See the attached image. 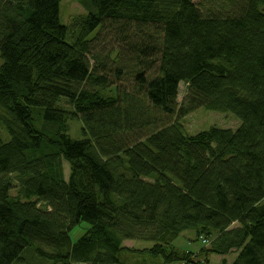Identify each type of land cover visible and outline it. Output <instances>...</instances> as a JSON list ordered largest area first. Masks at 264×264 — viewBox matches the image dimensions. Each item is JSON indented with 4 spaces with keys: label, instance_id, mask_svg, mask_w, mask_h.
Here are the masks:
<instances>
[{
    "label": "trees",
    "instance_id": "trees-1",
    "mask_svg": "<svg viewBox=\"0 0 264 264\" xmlns=\"http://www.w3.org/2000/svg\"><path fill=\"white\" fill-rule=\"evenodd\" d=\"M62 1L0 0V264H264V0ZM200 109L241 126L186 135Z\"/></svg>",
    "mask_w": 264,
    "mask_h": 264
},
{
    "label": "rangeland",
    "instance_id": "rangeland-1",
    "mask_svg": "<svg viewBox=\"0 0 264 264\" xmlns=\"http://www.w3.org/2000/svg\"><path fill=\"white\" fill-rule=\"evenodd\" d=\"M196 2H204V0H196ZM210 3L205 1L204 9L208 10ZM211 8H213L211 6ZM86 11L78 4L75 0H64L60 4V18L62 23L71 24L74 20L80 19L86 15ZM187 87L184 84L180 86V95L178 98L179 105L182 104V101L186 95ZM175 119L172 118L171 121ZM181 124L184 127V132L186 135L194 136L198 133L209 130L212 127L220 128V129H233L236 130L241 126V121L238 120L231 113H219V112H211L206 111L204 109H200L195 111L194 113L185 117ZM83 124L80 121H73L70 123V131L69 135L72 139L81 140L84 138L83 132ZM0 137L3 141L7 142L9 140V135L6 130L0 126ZM65 167V177L68 179L69 177V166L67 163L64 165ZM13 195H16V192H13ZM89 225L86 223H82L75 229L70 232V238L73 243H77L80 238L86 233ZM152 244L145 242H135L128 241L124 243V247H127L132 250H142L143 247H151ZM208 244L204 243L203 240L199 239L197 233L193 230L186 231L183 234L176 237L173 241L169 242L167 248L176 249L182 252H188L193 254H199L204 248H206ZM46 250L45 248H43ZM32 254L28 253L25 255L27 261L29 258H32ZM238 256V252H233L228 256H217L213 255L211 257V264H222L223 261H226L228 264L233 263ZM205 258L204 254L199 255L195 260L202 261ZM120 261L126 264H134L138 261H141L142 258L134 255L130 252H122L120 256ZM147 258H143V260ZM33 264H52L48 261H42L41 259H36Z\"/></svg>",
    "mask_w": 264,
    "mask_h": 264
},
{
    "label": "crops",
    "instance_id": "crops-1",
    "mask_svg": "<svg viewBox=\"0 0 264 264\" xmlns=\"http://www.w3.org/2000/svg\"><path fill=\"white\" fill-rule=\"evenodd\" d=\"M65 176H66V175H65ZM65 178H66V177H65ZM127 242H128V241H127ZM146 248H147V247H143V249H146ZM148 248H149V247H148ZM143 249H142V250H143ZM136 250H139V249H136Z\"/></svg>",
    "mask_w": 264,
    "mask_h": 264
}]
</instances>
